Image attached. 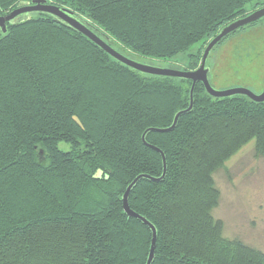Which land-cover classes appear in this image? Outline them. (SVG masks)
<instances>
[{
    "label": "trees",
    "instance_id": "obj_1",
    "mask_svg": "<svg viewBox=\"0 0 264 264\" xmlns=\"http://www.w3.org/2000/svg\"><path fill=\"white\" fill-rule=\"evenodd\" d=\"M23 1L0 0V14ZM257 1L48 0L90 21L124 54L161 60L206 46ZM7 28L0 30V264H146L151 229L128 217L122 197L139 174H162L161 154L142 135L172 124L189 105L192 82L140 73L48 14ZM203 51L190 52L185 69L197 68ZM146 139L165 153L167 174L141 179L129 204L157 228L152 264H264L263 251L227 239L213 214L214 172L251 141L264 156V102L215 98L199 82L193 109L172 131Z\"/></svg>",
    "mask_w": 264,
    "mask_h": 264
},
{
    "label": "rangeland",
    "instance_id": "obj_2",
    "mask_svg": "<svg viewBox=\"0 0 264 264\" xmlns=\"http://www.w3.org/2000/svg\"><path fill=\"white\" fill-rule=\"evenodd\" d=\"M264 6V0L248 5V11ZM197 43L190 52H202ZM190 52L169 60L150 59L126 52L135 60L160 67L183 70ZM209 79L214 88L244 87L255 93L264 89V18L232 33L210 53ZM254 141L228 158L214 172L220 192L213 214L222 220L223 235L264 252V156L257 154Z\"/></svg>",
    "mask_w": 264,
    "mask_h": 264
},
{
    "label": "water",
    "instance_id": "obj_3",
    "mask_svg": "<svg viewBox=\"0 0 264 264\" xmlns=\"http://www.w3.org/2000/svg\"><path fill=\"white\" fill-rule=\"evenodd\" d=\"M44 13L53 16L57 21L62 22L73 29L79 31L90 40H92L95 44L100 46L105 52H107L110 56L118 60L119 62L123 63L124 65L147 75H157V76H168V77H175L190 80L191 87H190V102L188 107L179 110L173 119V122L168 127H149L147 128L143 135L142 140L145 145L151 147L152 149L158 151L163 160V172L160 176H152L146 173L139 174L136 176L133 181L127 186L124 194H123V207L128 215V217H135L143 221L146 225H148L152 232V239H151V246L149 250V255L147 258L146 264H152L155 258L156 252V245L158 240V232L156 226L149 221L143 215L134 211L129 204V195L131 190L134 186L141 180V179H148L151 181H162L166 174H167V159L165 153L157 146L152 145L146 139V135L148 132L157 131V132H169L172 131L180 118L181 115L186 114L187 112L191 111L194 106V92L197 83L201 82L208 94L215 98H224L230 97L234 95H245L249 97L251 100L255 102H264V89L261 93H255L251 89L244 88V87H233L224 90H218L214 88L211 84L209 79V72L210 68L207 67V61L210 56L212 50L221 43L224 39L230 36L232 33L238 31L241 28H244L248 25H251L260 19L264 18V6L259 7L258 9L253 10L252 12L246 14L245 16L239 17L224 27H222L218 33L212 37L207 45L204 48L202 59L200 65L195 69H176V68H168V67H160L156 65H152L149 63H144L134 58L124 54L123 52L117 50L113 47L108 41L111 40V37L100 30L97 26L92 24L90 21L86 20L82 16L75 13L68 7L60 6L54 3L48 2V0H28L20 2L16 8L11 10L6 14H0V30L3 33H6L8 28V22H15L16 20H25L32 17L33 14ZM74 120L79 124L82 125L79 118L77 116H73ZM40 160L44 161V150L40 149L39 152ZM103 175L102 171H98L94 177L101 178Z\"/></svg>",
    "mask_w": 264,
    "mask_h": 264
},
{
    "label": "flooded vegetation",
    "instance_id": "obj_4",
    "mask_svg": "<svg viewBox=\"0 0 264 264\" xmlns=\"http://www.w3.org/2000/svg\"><path fill=\"white\" fill-rule=\"evenodd\" d=\"M255 10V9H254Z\"/></svg>",
    "mask_w": 264,
    "mask_h": 264
}]
</instances>
